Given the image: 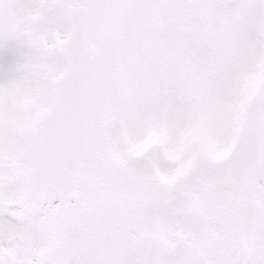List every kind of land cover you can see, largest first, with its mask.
I'll return each instance as SVG.
<instances>
[{"label": "snow or ice", "instance_id": "obj_1", "mask_svg": "<svg viewBox=\"0 0 264 264\" xmlns=\"http://www.w3.org/2000/svg\"><path fill=\"white\" fill-rule=\"evenodd\" d=\"M0 264H264V0H0Z\"/></svg>", "mask_w": 264, "mask_h": 264}]
</instances>
